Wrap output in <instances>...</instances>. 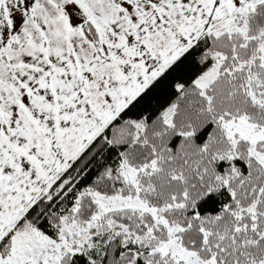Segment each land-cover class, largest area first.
Returning <instances> with one entry per match:
<instances>
[{"label": "snow or ice", "instance_id": "1", "mask_svg": "<svg viewBox=\"0 0 264 264\" xmlns=\"http://www.w3.org/2000/svg\"><path fill=\"white\" fill-rule=\"evenodd\" d=\"M0 264H264V0H0Z\"/></svg>", "mask_w": 264, "mask_h": 264}]
</instances>
